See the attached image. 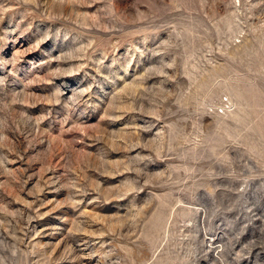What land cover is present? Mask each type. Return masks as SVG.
I'll list each match as a JSON object with an SVG mask.
<instances>
[{"label": "rangeland", "instance_id": "rangeland-1", "mask_svg": "<svg viewBox=\"0 0 264 264\" xmlns=\"http://www.w3.org/2000/svg\"><path fill=\"white\" fill-rule=\"evenodd\" d=\"M0 264H264V0H0Z\"/></svg>", "mask_w": 264, "mask_h": 264}]
</instances>
